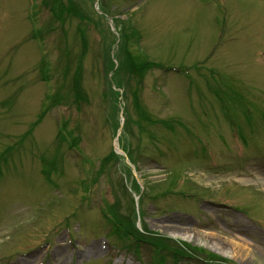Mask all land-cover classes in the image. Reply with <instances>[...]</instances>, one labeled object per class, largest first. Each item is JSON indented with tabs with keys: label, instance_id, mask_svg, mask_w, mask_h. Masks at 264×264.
I'll list each match as a JSON object with an SVG mask.
<instances>
[{
	"label": "rangeland",
	"instance_id": "1",
	"mask_svg": "<svg viewBox=\"0 0 264 264\" xmlns=\"http://www.w3.org/2000/svg\"><path fill=\"white\" fill-rule=\"evenodd\" d=\"M156 257L264 264V0H0V264Z\"/></svg>",
	"mask_w": 264,
	"mask_h": 264
},
{
	"label": "bare ground",
	"instance_id": "2",
	"mask_svg": "<svg viewBox=\"0 0 264 264\" xmlns=\"http://www.w3.org/2000/svg\"><path fill=\"white\" fill-rule=\"evenodd\" d=\"M117 151L120 152L119 149H117ZM234 243H235L234 246L237 249H241L243 243H242V240L240 238H237V241H235Z\"/></svg>",
	"mask_w": 264,
	"mask_h": 264
},
{
	"label": "trees",
	"instance_id": "3",
	"mask_svg": "<svg viewBox=\"0 0 264 264\" xmlns=\"http://www.w3.org/2000/svg\"><path fill=\"white\" fill-rule=\"evenodd\" d=\"M116 222H117V221H116ZM116 224L118 225V227H119L120 229H122L121 226H120V224H119L118 222H117ZM161 260H162V259H161ZM160 264H163V262L160 261Z\"/></svg>",
	"mask_w": 264,
	"mask_h": 264
}]
</instances>
